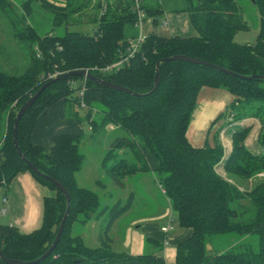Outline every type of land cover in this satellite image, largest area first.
Wrapping results in <instances>:
<instances>
[{"label": "trees", "instance_id": "trees-1", "mask_svg": "<svg viewBox=\"0 0 264 264\" xmlns=\"http://www.w3.org/2000/svg\"><path fill=\"white\" fill-rule=\"evenodd\" d=\"M27 0L24 11L38 3L51 13L52 30L40 33L27 25L19 33L17 18L10 2L0 0V10L9 17L14 37L25 43L27 65L23 71L0 69V123L7 130L0 144V187L7 200L11 182L20 172L29 171L42 185L54 192L45 198L42 226L23 234L0 222V250L8 259L32 262L51 247L67 209L65 195L51 179L61 182L70 195V209L57 246L46 258L31 264H157V256L149 249L158 248V241L146 238V251L141 255L116 252L108 241L89 247L84 238L74 233V224L86 225L90 220H104L108 233L114 222L130 210L133 192L123 201L104 206L98 192L79 185L77 174L86 156L83 138L61 134L53 138L49 153L32 143V132L38 118L60 99L70 107L82 108L84 116L72 113L80 123L91 127L90 140L105 135L112 127L114 137L104 154L102 167L107 178L121 188L138 172L152 173L160 181L161 193L177 213L181 228H190L191 235L177 246L176 264H264V180L250 190H241L217 171L224 169L243 179H251L264 170V79H242L209 66L182 60L160 64L158 89L154 88L156 64L174 55L196 57L240 75H264V0L254 2L260 12V29L255 43L235 41L239 31L249 28L244 18L245 0H182L175 12H187L197 35L160 36L148 32L136 53L119 68L109 72L102 68L124 59L130 42L140 33L136 0H99L95 8L93 33L69 30L73 13L85 8L89 0ZM145 20H158L166 10L159 0H138ZM102 10H104L103 14ZM24 12L22 14V17ZM21 17V16H20ZM24 19V18H22ZM144 27V25H143ZM137 29V30H136ZM21 36V37H20ZM88 69L98 78L125 86L135 94L107 88L84 76L74 75L48 85L26 110L18 128L20 157L14 144L13 130L19 109L55 73ZM85 85L81 98L79 90ZM224 87L235 97L226 115L230 122L246 117L258 118L261 151L252 152L245 144L250 128L241 127L233 133V149L224 158V148L206 144L194 147L187 138V129L197 96L202 88ZM28 161L40 172H34ZM104 185L103 182H99ZM230 251L208 250L216 236L230 235ZM257 236L258 248L252 237ZM0 264H8L0 258Z\"/></svg>", "mask_w": 264, "mask_h": 264}, {"label": "crops", "instance_id": "crops-1", "mask_svg": "<svg viewBox=\"0 0 264 264\" xmlns=\"http://www.w3.org/2000/svg\"><path fill=\"white\" fill-rule=\"evenodd\" d=\"M174 9L171 6L165 7V18L168 20L169 34L180 35L184 38L196 36L197 31L192 25L189 14L187 12H175L173 11ZM234 98L230 91L224 87L206 86L201 89L197 96L186 133L188 140L194 147H202L206 144L213 147L219 142L224 148L225 158L233 149V133L240 126L239 128H250L245 140L246 146L254 153L261 151L258 139L262 124L258 118L246 117L239 121L229 122L230 119L227 117L226 111ZM70 106L67 100L60 99L38 118L31 138L34 145L42 147L45 152L49 153L53 146V138L57 135L73 134L79 135L83 139L89 138L90 135L86 134L84 122L80 123L72 115L76 111L80 117L84 116V114L80 110ZM88 126L91 132L89 123ZM6 130L7 124L4 123L3 135ZM110 133L112 134L108 138ZM0 137L1 144L3 136L0 135ZM99 137L113 139V128L108 127L106 134ZM220 169L225 171L222 162L217 167L219 173ZM225 178L231 181L228 176ZM98 184L100 185V183ZM100 186L106 187L105 185ZM52 196H54V192L40 184L32 173L29 171L20 172L9 186L6 202L3 201L5 190L3 187H0V213L2 214L0 222L16 227L23 234L38 230L43 223L45 198ZM167 204L171 207L169 202ZM167 217L168 210H161L157 216L152 217L153 220H157L159 223L151 222L150 219L142 217L125 223L119 222L118 219L114 223L115 226L111 227L107 233V237L109 236V247L114 251L117 250L116 252H128L132 255H141L146 251V247H148L146 238H152L160 243L158 244V248H154L153 246L149 247L157 256V264H176L178 243L188 238L192 230L190 228H184L179 234H175V231L168 234L164 233L161 227L164 225ZM92 221L96 222L98 220L92 219L83 226L87 228ZM78 234L82 237L84 236L82 233ZM117 240L119 243L113 244ZM86 245L89 247H99L104 244L100 241L95 246H92V244ZM233 245L235 244H227L224 247L216 249L213 244H208V250L213 252L219 250V253H223L228 251Z\"/></svg>", "mask_w": 264, "mask_h": 264}, {"label": "rangeland", "instance_id": "rangeland-1", "mask_svg": "<svg viewBox=\"0 0 264 264\" xmlns=\"http://www.w3.org/2000/svg\"><path fill=\"white\" fill-rule=\"evenodd\" d=\"M10 2L11 7L13 9V13L15 14V18L18 17L17 23L19 25L17 31L20 33L23 28L27 25H32L35 27L40 33H45L48 30H52V21H51V13L45 11L40 4L34 3L32 4V9L30 12L24 11V8L21 7L23 2L27 0H6ZM164 5V7L171 6L172 8H177L181 6L182 0H159ZM182 1V2H181ZM53 4H61L65 5V0H50ZM99 0H89L88 5L85 8L79 10L78 12L73 13L70 16L69 30H79L88 33H93L95 29V23H93L94 15L98 12L95 8L98 6ZM245 10L244 13L245 19L248 23L249 28L247 30L239 31L236 34L235 41L240 44H253L255 43L260 27V12L254 2L244 1ZM24 12V17L22 14ZM21 16V17H20ZM24 18V19H22ZM165 20V13L160 16L158 20L157 28L154 24V19L151 17L147 22L145 21L143 31L144 34L156 30V32L160 36H168L170 35L167 27H161L162 21ZM169 25V24H168ZM14 27L12 26V22L9 17L5 16L0 10V69H5L12 72L23 71L24 67L27 65L26 53L28 52L25 49L23 43L20 39L14 37ZM137 30V29H136ZM21 37V36H20ZM11 72V73H12ZM86 107L78 108L83 114L85 113ZM230 119V118H229ZM230 122V120H229ZM84 127L86 130V134L91 135L89 131V126L87 122H84ZM240 126H238L239 128ZM4 132V123H0V135L3 136ZM112 133L108 135L110 138ZM107 137L102 138L98 137L94 140H90V136L87 139L83 140L81 145L82 151L86 156L83 168L77 174V181L79 185L82 187H86L95 192H98L100 195L102 205L110 206L113 203H116L119 198H122L123 201L126 200V197L133 192V205L129 212H126L121 218H119V222L125 223L131 221L135 218H148L151 222L159 223L157 220H153L152 217L157 216L159 211H167L168 217L166 218L164 224L172 223L174 226L175 234H179L183 229L181 228L177 213L168 206L166 199L161 193V183L158 181L152 173H142L138 172L131 177H129L125 185L121 188L114 187V183L107 178L106 171L102 167V160L104 154L108 151L110 147V143L112 139H108ZM1 139V137H0ZM226 139V138H225ZM223 163V162H222ZM220 173L224 174L223 176L227 177L238 187L250 190L252 189L257 182L264 180V170L259 172L258 175L254 176L251 179H243L239 178L235 175H230L226 170L223 171L220 169ZM99 182H103L106 187H102L98 184ZM0 213V217H1ZM115 223V222H114ZM74 233H82L84 236V241L86 244L95 246L100 241H108L109 236L107 237V233L104 232V220L92 221L85 228L83 225L74 224ZM90 226V227H89ZM115 224L112 225L114 227ZM112 230V229H111ZM173 232V231H172ZM100 236V237H99ZM107 237V238H105ZM100 238V240H99ZM231 234L223 236H216L211 239L209 244H213V246L217 249L219 247H224L227 244L229 245ZM257 236L252 237L253 248L257 250ZM119 241H115L113 244H118ZM120 244H122L120 242ZM117 251V250H116ZM219 251V250H217ZM230 251V249L228 250Z\"/></svg>", "mask_w": 264, "mask_h": 264}, {"label": "water", "instance_id": "water-1", "mask_svg": "<svg viewBox=\"0 0 264 264\" xmlns=\"http://www.w3.org/2000/svg\"><path fill=\"white\" fill-rule=\"evenodd\" d=\"M171 60H182V61H188V62H191V63H196V64L209 66V67L217 69V70H219L221 72H224V73H226L228 75L239 77V78H242V79H254V78L264 79V75H251V76L240 75V74H238L236 72H233V71H231L229 69H226V68H224L222 66H219V65H216V64H212L210 62L201 60L199 58L178 54V55L162 58L161 60H159L157 62V64H156V74H155V78H154V81H155L154 88L148 93L137 94L138 96L149 95V94L155 92L158 89L159 83H160V72H159L160 64L163 63V62L171 61ZM74 75L84 76V77H86V78H88L90 80H93V81H95V82H97V83H99V84H101V85H103V86H105L107 88L113 89V90L135 94L131 89H129V88L125 87V86H122V85H119V84H116V83H113V82L98 78L97 76H95L93 73H91L87 69L71 70L69 72L57 75L52 80H50L46 84H44L27 102H25V104L19 109V111H18V113L16 115L15 122H14L13 139H14L15 147H16V149L18 151V154L20 155L21 158L24 159L25 157H24L23 153L21 152V150L19 148L17 135H18L19 123H20V120L23 117L24 113L36 101V99L39 97V95L42 93V91L48 85H50L51 83H53V82H55L57 80L68 78V77H71V76H74ZM28 164H29L30 168L34 172H40L39 169L32 162L28 161ZM51 181L57 187V189L60 190L65 195V197L67 199V209H66L64 218L62 220V223L60 225V229H59V231L57 233V236L55 238V241L53 242L51 247L47 250V252H45L40 258H38L37 260L32 261V262H24V261H21V260L8 259L2 254V252L0 250V258L3 261H5L6 263H8V264H31V263H35V262H38V261L46 258L48 255H50L51 252L53 251V249L57 246V244H58V242L60 240V237H61V235L63 233L65 222H66L68 214H69L70 195H69V192L66 190V188L64 187V185L61 182H59V181H57L55 179H51Z\"/></svg>", "mask_w": 264, "mask_h": 264}, {"label": "built area", "instance_id": "built-area-1", "mask_svg": "<svg viewBox=\"0 0 264 264\" xmlns=\"http://www.w3.org/2000/svg\"><path fill=\"white\" fill-rule=\"evenodd\" d=\"M136 10L138 12V25L140 26V33H139L138 37L135 40H132L130 42L131 45L129 47V54L124 59H122L120 61H117L115 63H112V64L102 68V71L109 72L111 70L119 68L121 66V64H122V61H127L129 59V57L133 56L136 53L137 49L139 48L140 44L145 40L146 34H144L143 25H144L145 21L147 22L148 20H150V18L147 19V20L144 19L145 18V12L140 8L138 0H136ZM103 12H104V10H102L101 14H103ZM160 25H161V27H167L168 26V20L165 18V20H163ZM57 75H59V73H55V74H53L50 77L54 78ZM85 90H86V87H85V85H83L82 88L79 90V95H80L81 98L84 96ZM81 105L83 107H86V104L83 101L81 102ZM230 120H231V118H230ZM161 230L164 233L168 234V233L174 231V226L170 222L168 224H164L161 227Z\"/></svg>", "mask_w": 264, "mask_h": 264}]
</instances>
